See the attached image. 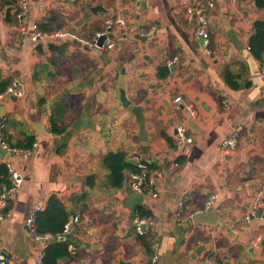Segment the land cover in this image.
Returning <instances> with one entry per match:
<instances>
[{"label":"crops","instance_id":"obj_1","mask_svg":"<svg viewBox=\"0 0 264 264\" xmlns=\"http://www.w3.org/2000/svg\"><path fill=\"white\" fill-rule=\"evenodd\" d=\"M19 1L0 0V88L19 78L23 94L5 99L0 115L7 117L10 146L28 136L35 142L27 155H7L23 179L0 218L8 264H39L36 256L61 238L69 253L60 264H150L154 254L156 264H264V216L253 208L264 189V73L248 49L264 6L214 0L205 13V48L186 10L206 0H28L24 40ZM95 6L97 13L90 11ZM116 16L125 28L111 33L112 49L99 47L95 33ZM225 23L243 49L231 42ZM33 24L60 34L34 40ZM165 63L173 68L159 79L155 65ZM229 68L249 84L230 88L224 77ZM120 86L143 110L146 141L135 116L121 106ZM81 116L91 125L74 129ZM53 123L61 132H53ZM180 124L192 142L178 140ZM231 134L237 147L225 154L220 143ZM116 151L147 165L150 190L132 206L134 172L125 171L121 188L108 186L104 159ZM212 194V211L227 228L193 222ZM52 195L81 219L66 236L37 240L26 218ZM136 217L152 219L143 235L135 230Z\"/></svg>","mask_w":264,"mask_h":264},{"label":"built area","instance_id":"obj_2","mask_svg":"<svg viewBox=\"0 0 264 264\" xmlns=\"http://www.w3.org/2000/svg\"><path fill=\"white\" fill-rule=\"evenodd\" d=\"M19 11L17 13V17L19 19L20 25V36L21 40H24L25 35L27 34V29L22 24V18L25 16L28 10L29 2L28 0H20L19 1ZM214 5V0H206V4L203 6L200 3L195 6H189L187 7L186 14L188 19H195L196 20V27H195V34L199 36L203 40V44L205 45V48L208 47L209 44V30H208V21L206 18V10L210 9ZM33 31H32V39L39 40V39H45V38H51L58 34H60V31H57L55 33H46L42 31L37 24L32 25ZM124 27V21L120 17H112L105 21L104 31L103 32H96L94 35V39L98 40V38L102 34H108L112 33L115 29H122ZM142 33V31H141ZM114 46V42L112 38H107L103 44V47L105 49H112ZM261 69L264 73V61L262 63ZM23 94L22 88H21V81L19 78H14L11 80L8 87L0 93V104L10 96L15 97H21ZM181 101L180 97H175V107H179L178 103ZM7 117L6 115H0V144L2 147H4L7 150V155L9 154H18V155H27L30 153L31 149H24V148H18L14 146H10L5 140H4V129L6 126ZM176 135L179 141L184 142H192V137L187 134V128L183 124H180L176 127ZM237 137L235 134H231L224 138L221 143V149L223 153L230 154L232 153L236 147H237ZM0 162L6 163L9 169V180H10V186L9 187H3L0 190V218L2 217V209L9 203V201L15 196L17 191L20 189L22 185V177L21 175L13 169L11 166V163L7 160V157L4 159H0ZM140 171L137 173L132 174L131 176V182H130V188L133 192H144L146 190H150L148 185V175H147V165L146 163H138L137 164ZM264 190V189H263ZM261 190L258 193V196L253 204V208L255 211H259L261 215L264 216V201L261 199V194L263 192ZM217 195L212 194L209 196L205 203V209H212L213 204L216 200ZM41 209L39 205L35 206L28 217L26 218V224L29 227L30 231L34 235L35 239L43 241L45 239V235L39 234L35 229V217L36 213ZM81 216L79 214H70L67 217V220L64 223L63 229L60 233L62 236L68 235L74 227L80 222ZM247 219L249 220V216H247ZM152 223V219L149 217H136L134 220V226L135 230L138 234L143 235L146 233V226ZM259 240V239H258ZM256 241V240H254ZM44 256V250H42L37 256L36 261L39 264H42V258ZM157 255L154 254L152 262L150 264H156ZM0 264H8V259L6 257L5 252L3 249L0 248Z\"/></svg>","mask_w":264,"mask_h":264},{"label":"trees","instance_id":"obj_3","mask_svg":"<svg viewBox=\"0 0 264 264\" xmlns=\"http://www.w3.org/2000/svg\"><path fill=\"white\" fill-rule=\"evenodd\" d=\"M257 5L264 6L262 0H256ZM253 34L251 35L248 43V49L255 59L264 61V18L257 19L253 23ZM225 82L232 89H238L242 86H247L249 82L243 79L241 72H234L230 68L225 72ZM5 88L1 87L0 91ZM53 132H61L56 125L52 124ZM35 142L33 136H28L18 148L31 149ZM104 163L108 169V186L113 189L121 188L125 180V171L130 169L132 172L137 173L140 171L138 165H134L127 161V156L122 151L110 152L106 155ZM148 175V174H147ZM9 169L6 163L0 162V190L3 187H9ZM69 215L68 210L61 202V200L52 195L45 206L39 211L35 217V229L41 235H60L64 223ZM143 215V214H141ZM68 241L61 238L54 242L49 243L42 258V264H60L59 260L68 255Z\"/></svg>","mask_w":264,"mask_h":264},{"label":"water","instance_id":"obj_4","mask_svg":"<svg viewBox=\"0 0 264 264\" xmlns=\"http://www.w3.org/2000/svg\"><path fill=\"white\" fill-rule=\"evenodd\" d=\"M99 10H101L100 6H95V7L90 8V11H92L93 13H97V11H99ZM225 29H226L227 35H228L229 39L231 40V42H233L239 49H243V45H242L241 41L238 39L237 35L233 32V30L231 29V27L227 23H225ZM108 37L112 38L113 35L111 33L102 34L97 40V45L99 47H102L105 40ZM136 37L143 39L141 37V35H139V34L136 35ZM145 38L146 37H144V39ZM172 68H173V66L168 64V63L155 65V70L157 71L156 77L159 79H165L171 73ZM102 70L103 69L100 68L96 72V74H99ZM124 75H125V68L121 67L120 73H119V82L120 83L124 82ZM91 80H93V78ZM118 94H119V100H120L121 106L125 109H128L135 116V119H136L137 124H138V134H139L140 140L146 141L147 140V133H146V128H145L143 110H142L141 106L132 103L131 99H129V97L127 96L126 90L123 86H120L118 88ZM89 125H91L89 123V121L84 116H81L73 123L72 127L74 129H77L81 126H89ZM5 157H7V150L4 147H2L0 144V159H4ZM127 161L134 164V165H137V163H138V161L135 159H128ZM86 183H87V185L92 186L94 183V175H92V174L87 175ZM141 198H142L141 193H136V192L131 191L130 197H129V203H131L130 206H132L133 202L139 201ZM192 219H193L194 223L217 224L223 228H227V227H225L224 222H222L218 218L217 214L214 211H212V209L203 210L201 212H198L193 216ZM120 264H128V263L122 261Z\"/></svg>","mask_w":264,"mask_h":264}]
</instances>
